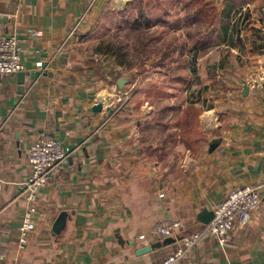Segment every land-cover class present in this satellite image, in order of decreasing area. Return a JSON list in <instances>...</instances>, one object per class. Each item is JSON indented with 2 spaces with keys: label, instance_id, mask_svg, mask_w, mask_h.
I'll use <instances>...</instances> for the list:
<instances>
[{
  "label": "crops",
  "instance_id": "0c3cea01",
  "mask_svg": "<svg viewBox=\"0 0 264 264\" xmlns=\"http://www.w3.org/2000/svg\"><path fill=\"white\" fill-rule=\"evenodd\" d=\"M189 2L0 0V39L17 38L24 68L22 83L17 75L0 77V264H159L182 247L177 238L200 230V209L213 211L245 185L258 187L261 201L247 221L235 222L225 246L204 234L173 264H264V18L256 11L264 0L231 17L224 41L218 29L212 32L215 48L230 58L209 70L205 58L195 64L202 76L212 73L205 82L212 100L204 107L202 96L190 104L181 99L182 113L196 112L192 123L185 115L171 117L169 101L185 93L183 77L156 79L182 68L166 58L145 63L154 80L141 86L136 68L125 71L85 46L112 9L148 3L163 9L167 24V8ZM145 15L152 25L154 18ZM124 72L132 76L119 92ZM161 96L168 102L157 110ZM99 99L102 110L94 113ZM42 136L75 152L39 191L36 227L20 248L26 203L19 195L30 175L29 147ZM214 139L219 143L210 151ZM168 222L182 226L174 241L137 254L165 240L154 229Z\"/></svg>",
  "mask_w": 264,
  "mask_h": 264
},
{
  "label": "rangeland",
  "instance_id": "374dc122",
  "mask_svg": "<svg viewBox=\"0 0 264 264\" xmlns=\"http://www.w3.org/2000/svg\"><path fill=\"white\" fill-rule=\"evenodd\" d=\"M209 1L216 5L218 0ZM220 4L221 3H218L217 5L218 11L221 10V6L219 7ZM139 8V6L137 7L132 4L127 8L120 7L112 9V11L106 16V19H104L92 35L86 39L85 46L87 49L91 50L103 41H110L114 43L119 42L125 47V50L130 53V62H136V66L134 67L136 68L135 71L138 72L136 79L138 83H141V86L144 83H147L149 79L154 80V78L151 74L152 71L150 68H148V66L143 68L141 67L143 65H140L138 62L146 58L148 60L146 63L152 62V64H154V62L158 61L162 54L169 52L165 62H168L170 66L177 65L175 67H180L183 70L175 69L172 73L170 71H167V74H165V72L160 73L156 76V79L159 80L161 77L160 79L164 80L167 75L171 74L172 77L182 76L183 81L187 82L184 88L185 93H175L177 94V100H173L172 102L169 101L170 104L174 103V110L171 112L172 119L180 120L185 115L180 109L181 99L185 101L186 98L187 103L190 104L193 103L191 101H194L198 96H202V100H205L206 102L204 105H202L203 103L199 104V106L201 107L202 105L207 107V105L210 104H208L207 101L212 100V88H210V90L207 89L205 84H210L211 79H209L207 74L211 75L212 73L205 72V75L203 74L202 76L201 72L199 73L196 68H193L195 67V64H197L198 60L202 58H205V61L203 60L202 63L204 62L207 66V60L212 57L213 52H217L216 58H218V61L221 60V62H228V59L230 58L228 50H224V48L217 50L218 48L216 49L215 47L218 41L213 36L214 34L212 31H210V29H205L203 25L200 27L199 22H191L194 9L191 2H189L188 5L182 4L181 6L173 8L168 7L167 10L169 11L167 12L171 15V20L167 24L161 20L164 18L163 16H165L163 9L151 8L147 3V6L143 7V10H145V14L154 18V23L147 29L143 28L142 32L139 31V33H135L130 30L129 26L131 19L136 12L138 13ZM260 8L264 7L258 6L256 11L258 10V12H260ZM243 9L245 10V8H242L237 13L240 12V15H242L245 12ZM257 16H259V14H257ZM243 30L244 28L242 31ZM246 32H244L243 37L247 35ZM203 39L208 40L207 50H209V52L205 55H202L200 49H197V51H195L196 49L192 50V46L195 41H201ZM173 48L176 49V51H173ZM180 48L184 49L182 55L178 53V49ZM177 58L179 61L176 64ZM179 64L182 65V67L179 66ZM123 74L126 75L128 73L124 72ZM199 74H201L202 77L199 76ZM166 102H168V100L165 99L164 96H161L157 102L158 104H156L157 110L162 108ZM182 104H184V102ZM164 115L167 117L170 116L168 111H166ZM195 115L196 112L192 110L189 112L188 116L185 115V119H188L189 123H192Z\"/></svg>",
  "mask_w": 264,
  "mask_h": 264
},
{
  "label": "built area",
  "instance_id": "2783aa9c",
  "mask_svg": "<svg viewBox=\"0 0 264 264\" xmlns=\"http://www.w3.org/2000/svg\"><path fill=\"white\" fill-rule=\"evenodd\" d=\"M261 14L264 18V8H261ZM19 52L18 40L14 35L0 39V77L16 75L24 71L19 59ZM36 66L40 67L41 63H37ZM125 100H128V97ZM74 152V149L63 146L60 141L44 136L30 145L28 150L30 175L23 183V188L19 195L26 203L22 220L18 227V245L20 248L26 245L30 233L35 230L34 214L36 209L33 204L39 191L45 187L48 177ZM259 191L258 187L251 185L232 189L213 210L214 216L209 224L196 232L183 236L180 239L182 247L159 264L175 263L204 234L215 237L219 245L224 247L228 234L232 231L235 222L247 221L251 213L259 206L261 201ZM181 227L178 222L161 223L155 227L154 234L161 239L174 238Z\"/></svg>",
  "mask_w": 264,
  "mask_h": 264
},
{
  "label": "trees",
  "instance_id": "16d2710c",
  "mask_svg": "<svg viewBox=\"0 0 264 264\" xmlns=\"http://www.w3.org/2000/svg\"><path fill=\"white\" fill-rule=\"evenodd\" d=\"M157 4H160L163 1H168L171 3H175L179 0H155ZM255 0H224L222 3L221 10L218 11L215 4L210 1L205 0H190L193 4V15L191 17L192 22H199V26L210 29V31H214V29H218L220 31V37L218 41H224L229 33L230 29V20L231 17L236 15L239 10L246 7L247 5L253 3ZM139 16L137 19L130 21V30L134 31L135 33L142 32V29L149 28V22L145 15V10L143 7H140L137 13ZM139 18L143 19L144 21L140 22ZM219 18L221 21H218ZM217 27V28H214ZM199 28V27H198ZM201 29V28H200ZM207 39H203L201 41H195L192 48L200 49L202 55H205L209 52L207 50ZM143 46V45H142ZM93 53L97 54V56L102 57L104 60H111L114 65L122 67L125 71H130L136 66V62H130V53L125 50V47L122 46L119 42H101L97 46L94 47ZM217 52L212 53V57L207 60V69H211L217 62L216 58ZM166 58V53L162 54L161 57L158 59L159 64H161L164 59ZM148 60L142 59L138 63L143 65ZM205 61V59H204ZM190 112V111H189Z\"/></svg>",
  "mask_w": 264,
  "mask_h": 264
},
{
  "label": "water",
  "instance_id": "95a60500",
  "mask_svg": "<svg viewBox=\"0 0 264 264\" xmlns=\"http://www.w3.org/2000/svg\"><path fill=\"white\" fill-rule=\"evenodd\" d=\"M17 77L19 78L20 83H22V80L24 78V73L23 72H19L16 74ZM131 76L132 73H128L126 75H123L121 78H119V80L116 83L117 89L119 90V92H124L126 85L130 82L131 80ZM247 91V87L244 88V93ZM102 110V101L101 99H99L96 104L92 107V112L94 113H99ZM219 140L218 139H214L212 140V142L209 145V150L212 151L216 148V146L218 145ZM214 216L213 211L211 210H207L206 208H202L200 209V211L198 212L197 216H196V220L198 223V228L202 229L205 225L209 224V222L212 220ZM63 218V216H61L60 218H58V220L55 222L54 224V231L56 232V230L58 229L57 227L60 226V220ZM177 239H181L177 238ZM172 241H174L173 238H169V239H165L162 242H157L155 244L146 246L140 250H138L137 254H145L148 253L150 251H153L155 249L160 248L161 246L164 245H168L170 244Z\"/></svg>",
  "mask_w": 264,
  "mask_h": 264
}]
</instances>
